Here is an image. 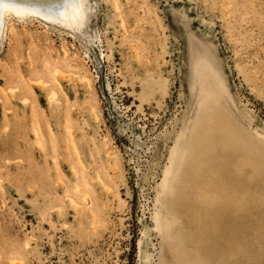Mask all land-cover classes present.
I'll return each instance as SVG.
<instances>
[{
	"label": "rangeland",
	"instance_id": "1",
	"mask_svg": "<svg viewBox=\"0 0 264 264\" xmlns=\"http://www.w3.org/2000/svg\"><path fill=\"white\" fill-rule=\"evenodd\" d=\"M88 3L80 34L11 20L0 43V264H264V173L235 169L264 161V0Z\"/></svg>",
	"mask_w": 264,
	"mask_h": 264
},
{
	"label": "bare ground",
	"instance_id": "2",
	"mask_svg": "<svg viewBox=\"0 0 264 264\" xmlns=\"http://www.w3.org/2000/svg\"><path fill=\"white\" fill-rule=\"evenodd\" d=\"M116 9L118 10V8ZM17 10H20V14H18ZM91 14L92 9L88 3V0H0V43L2 42L3 38L6 37L7 33L11 31V28L13 29V27L11 26L13 23L9 25V22L11 20L20 21V23H23L27 20H38L46 26L58 27L63 30H68L73 34H80L82 32L81 30L86 28ZM62 52L64 58H66L68 61L67 73L71 74L77 81V83L84 85L86 89L90 90L92 87V83L87 73H81L79 70L74 69L70 65L71 61L74 60L68 57L66 48L63 47ZM204 61L206 63L205 65H207V67L213 73L215 80L222 85V78L220 76V73L215 69L211 60L208 57H205ZM52 74L57 78H61L64 73L58 67L54 66L52 69ZM38 84L40 83L38 82ZM53 100L54 95L52 94V97L51 99H49V101L52 102ZM205 103L206 102L201 103L199 114L198 116L196 114L194 121L191 123V125H194L193 127H196L198 117H204L207 115V107ZM191 131L192 126L188 130L186 127L178 141L176 149L177 151L172 165L173 180L169 182L170 184L172 183V185L168 186V188L166 189L167 192L171 193L173 191V188L175 187L173 183L178 182L179 180V171L182 169L183 163L185 162L189 146L191 145L190 142L194 138V135L192 133L191 135H188V133H190ZM102 150L106 153L107 156H109L107 151L104 150L103 146ZM238 150L243 154L245 152L244 149H242L244 151L240 149ZM238 160H240L239 163L235 165V169L237 168V171L242 169L241 166L251 165L254 174L261 175L262 173H264L263 160L256 159V157L254 159V157L252 158L246 152L245 155L242 156V158L240 157ZM72 172L75 173L74 169L72 170ZM213 177L214 179H212ZM202 186H205V189L215 190V192L210 197L207 196L206 199L204 198L205 201L212 202L217 200L218 202V200H226L227 185L223 182L221 175L212 174L211 177L208 178ZM206 191L208 190H205V194L207 195ZM73 199L70 198L69 203L74 209H78V200L76 201L75 199ZM88 206V204H85L84 207ZM88 211L91 212V214L94 216V212L92 211V209L89 208ZM176 226V221L173 220V218H171L170 215L167 214V212H164L161 218L162 230L168 234H175Z\"/></svg>",
	"mask_w": 264,
	"mask_h": 264
},
{
	"label": "snow or ice",
	"instance_id": "3",
	"mask_svg": "<svg viewBox=\"0 0 264 264\" xmlns=\"http://www.w3.org/2000/svg\"><path fill=\"white\" fill-rule=\"evenodd\" d=\"M18 11V14H20V10H17Z\"/></svg>",
	"mask_w": 264,
	"mask_h": 264
}]
</instances>
